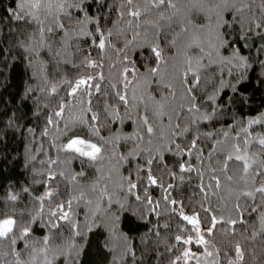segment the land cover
I'll use <instances>...</instances> for the list:
<instances>
[{
  "label": "trees",
  "instance_id": "1",
  "mask_svg": "<svg viewBox=\"0 0 264 264\" xmlns=\"http://www.w3.org/2000/svg\"><path fill=\"white\" fill-rule=\"evenodd\" d=\"M20 2L0 0V213L17 216L21 227L31 226L27 243L39 250L43 245L37 242L49 236L47 257L52 264H64L65 258L57 253L73 240L82 249L78 264H228L236 259L239 243L245 250L241 264H264V237L252 239L253 232L260 230L259 215L250 211L260 195L255 200L237 199L241 191L264 183L255 175L264 164V149L258 143L264 138V32L245 37L246 20L225 13L227 50L220 47L217 55L210 32L214 24L204 21L207 27L197 33L202 55L187 47L191 38L180 32L189 17L183 0H176L180 11L174 16L175 10L164 11L166 19L157 27L148 21L159 19L158 10L135 19L125 12V0H102L107 8L94 4L91 10L93 19L103 17L101 31L112 33L101 50L93 43H98L95 25L77 24L75 9L64 29L53 33L46 30L50 19L39 13L45 27L41 41L39 21L25 23L13 15L19 12ZM260 3L255 0L245 16L259 20ZM79 18L83 20L82 15ZM194 22L201 21L196 17ZM172 39L177 44L170 47ZM154 41L162 49L163 60L152 75L149 70L157 64L149 45ZM234 50L242 60L232 57ZM187 56L193 59L199 83L188 71ZM197 60L202 66L196 65ZM87 61L98 66L90 67ZM88 76L96 78L91 83L99 84L100 90L93 87L70 95L76 81ZM118 92L126 96V105L119 101ZM61 104L63 114L56 116ZM75 137L97 144L103 158L90 161L65 150ZM235 146L252 164L243 180L242 162L228 160L237 154ZM225 163L228 168L222 172ZM181 165L191 171H181ZM149 174L156 184L149 182ZM214 176L220 180L219 188ZM226 176H232V181ZM131 183L136 188L129 191ZM49 190L53 196L41 201ZM102 190L106 191L103 199ZM12 195L17 197L15 202L9 200ZM69 200L72 208L64 211L70 212L71 221L50 216L57 205ZM238 202L249 212L244 213L245 223L231 225L227 221L237 218ZM181 212L198 217L212 256L204 254V245L195 243L197 234ZM213 216L220 223L209 236ZM50 220L59 229L46 227ZM72 223L83 236L73 235ZM177 236L192 237L193 243L179 242ZM23 243L0 241V252L7 253L0 255V264H16L13 252L20 253L25 264H44V254L38 252L33 260ZM186 249L199 259L185 261Z\"/></svg>",
  "mask_w": 264,
  "mask_h": 264
},
{
  "label": "snow or ice",
  "instance_id": "2",
  "mask_svg": "<svg viewBox=\"0 0 264 264\" xmlns=\"http://www.w3.org/2000/svg\"><path fill=\"white\" fill-rule=\"evenodd\" d=\"M94 4L99 5V9H105L107 8V4L102 2V0H92V3H87L86 0H21L20 4L18 5L19 12H14L13 15L16 16L17 20H25V23H32L39 21L40 27L39 32L41 34V41H43V35L45 32V27L43 25V21L39 20V13L45 14L46 18L50 19V26H47V32L53 33L54 29H60L63 30L65 27V23L69 22L73 19L71 15V10L75 9L77 10L78 15L75 17V22L77 24H84V23H93L95 25V33L98 38V43L96 40H93V43L96 47L103 50L106 45L108 44V38L112 36L111 32H108L107 35L103 31H101V25L99 23L100 20L103 19L102 16L93 19V15L91 14V10L93 8ZM144 6V11L142 13L141 11V5ZM255 4V0H183V7L187 8L189 17H187L184 21L183 26L180 29V32L190 36L191 43L187 45L188 48H195L198 49L199 52L203 55L204 48L201 47L200 43H198V35L197 33L202 32L207 25L204 23V21H207L210 24H214V28L210 30L212 34V39L216 42L213 47L216 49L217 55L219 54L218 49L220 47L225 48L227 50V47L229 46V41L227 39V29L229 27L228 23L224 19V14L228 13L229 16L232 15V13H237L236 19L237 20H246L248 23V28L244 32V36H248L249 34H252L259 30L260 32H264V0H261V3L257 9L260 13V19H254L253 16H245V10H248L249 12L252 11L253 5ZM130 6V7H129ZM125 12L127 15L139 19L144 13L151 12L153 10L157 11L158 20L153 23L152 21H148L149 23H152L153 27H157L159 24V21L165 20L166 17L164 15V11L166 9H173L175 10L172 15L174 16L176 12L180 11V8L178 7V3L176 0H125V4L123 5ZM55 9V11H53ZM125 13L122 12L121 15L123 16ZM83 16V20H81L79 17ZM254 15V14H253ZM199 17L200 23H195V18ZM171 16L167 17L168 20H171ZM63 19L64 22H61ZM87 35H92V33H87ZM136 35H139L137 33ZM239 39V37H238ZM132 41H129V44H131ZM177 44L176 39H172L170 43V47H173ZM110 46V45H108ZM151 49L152 55L155 57V63L157 64V67L150 68V74L155 75L159 71V65L163 60L162 57V49L160 48L159 43L153 42L151 45H149ZM208 56H211L212 53H207ZM232 57L234 59H240L243 58L238 56V50H234L232 53ZM186 63L188 64V71L192 74L193 80L196 83H199V78L196 76L195 71L193 70V59L191 56L186 57ZM197 66L200 65V61L197 60L196 62ZM88 66L90 67H97L96 63L94 61H87ZM129 71V69H125V72ZM96 79L93 76H88L86 78H81L78 81H76L75 86L72 89V92L70 95H75V93L78 90L83 89H91L95 88V90L98 92L100 90L99 84L93 85L91 81ZM100 79H103L101 76ZM55 91V89H53ZM189 92L192 91L191 88L188 89ZM91 95V92L88 93ZM118 99L123 104H127L128 100L125 95H121L119 92L116 93ZM65 105H60V111H57L55 113L56 116H61L63 114ZM193 108H195V105L193 104L192 108L189 109V111H192ZM91 111V109H89ZM92 120H96L97 117L93 115L91 117ZM117 119H119V116L117 114ZM256 121H249V123H255ZM49 123H52L51 119L49 120ZM143 123L145 125H148L147 118H144ZM178 127V126H177ZM93 131L98 132V130L93 129ZM247 132V129L244 130ZM147 132L149 134L153 133V128L151 126L147 127ZM47 134V133H45ZM227 135V133H225ZM247 143V141H245ZM259 145L262 149H264V138H260L258 141ZM192 147H196V141L194 140L192 142ZM236 147V155L233 157L232 155L228 156V160H232L233 158L237 161L242 162V170L243 175L241 176V179H245V177L249 176L250 174V168L252 167V164L249 163V158L246 155H240V148L239 146ZM177 148H179V145H177ZM65 150L72 151L77 153L81 157H86L90 161H98L102 159V149L101 147L97 146V144L92 143L89 140H85L80 137L72 138L68 141V143L65 145ZM148 164H151L152 161L149 160L147 162ZM255 163V161H253ZM228 168L227 163L224 164L223 169H221L222 172H226ZM191 171L190 168L185 169L183 165H181V171ZM80 175H83L81 172ZM256 176L264 178V164H262L261 168L255 172ZM51 179H55L54 176L50 177ZM75 179V177H73ZM213 179L216 180V187H220V180L218 177H213ZM226 179L228 181H232V176H226ZM148 180L151 184H156V180L153 179V177L149 174ZM136 188L135 183L130 184L129 191ZM95 191V188L93 189ZM26 191V190H25ZM53 191L49 190L45 192L44 196L40 197V200L43 201L44 199L50 198L53 196ZM256 194L260 195V201L258 203H255L253 206H251L250 211L251 212H257L259 215V223H260V230L259 232H253L252 239L255 240V238L260 235L264 237V211H259V209L264 208V183H261L259 186L253 187L251 190L247 191H241L237 197L239 200L240 196L248 197L253 200H255ZM106 195V191L102 190L100 193L101 199ZM84 193H81V198H83ZM137 200L140 199V197H136ZM9 200L15 202L17 200V197L15 195L9 196ZM110 202V201H109ZM91 203V201H89ZM148 203L151 204V199L148 200ZM172 203H176L175 201H172ZM65 207H67L69 210L72 208V200L67 201L65 204H59L57 205V210L52 211L50 213L51 217H55L56 219L60 221H71V216L69 211H64ZM123 207V205H121ZM207 211V210H205ZM235 211L237 213L236 219H230L227 221V223L231 225H235L237 223H245L244 219V213L249 212L248 208H245L243 204L236 203L235 204ZM181 216L184 220L188 221L189 224L193 226V229L196 232V239L195 243L204 245L205 246V255L206 256H212L213 253L211 251H208V245L209 241L204 238V236L201 234V228H200V220L197 216H187L184 215L181 212ZM18 218L15 215H4L3 213H0V241H10L11 245H16L17 240L24 242L23 247L25 249H29L30 253L33 255V260H35L36 254L43 253L44 254V264H52V261L48 259L47 253L51 250L49 248L51 238L49 236H44L42 241H38L37 243H40L43 245L39 250L34 247L33 245H30L27 243L26 238H31L32 228L31 226L21 227L20 223H18ZM33 222H35V218H33ZM217 223H220V221L217 220L215 216L211 219V226L207 229V234L209 236L212 235L213 230L216 228ZM46 227L50 228H56L59 229V225L54 221L50 220ZM72 229H73V235L74 236H83V233L78 230V226L75 223H72ZM91 230L90 228L88 229ZM176 240L179 242H182L184 244H191L193 243V238L188 237L187 239H182V237L177 236ZM214 247V245H213ZM82 249L80 246L73 240L69 241L65 248L60 250L57 255L60 257H64V264H78L77 257L80 255V252ZM129 253L134 256V253H131V250H129ZM0 255H7V253L0 252ZM13 255L17 256L16 264H25L24 261H21L19 259L20 253L13 252ZM253 255H255L253 253ZM235 260H229L228 264H241L245 260V250L242 249L241 245L237 243L235 245ZM182 257L187 261L188 259L196 258L195 253H193L190 249H186L182 253ZM181 257H177L176 260L179 261ZM261 260L264 261V256L261 257ZM173 264H176L174 261Z\"/></svg>",
  "mask_w": 264,
  "mask_h": 264
}]
</instances>
